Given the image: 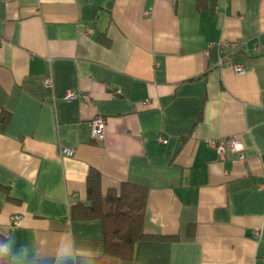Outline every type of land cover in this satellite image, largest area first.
I'll use <instances>...</instances> for the list:
<instances>
[{
    "label": "crops",
    "instance_id": "0c3cea01",
    "mask_svg": "<svg viewBox=\"0 0 264 264\" xmlns=\"http://www.w3.org/2000/svg\"><path fill=\"white\" fill-rule=\"evenodd\" d=\"M230 136L243 160L206 144ZM90 169L103 197L146 191L144 238L116 264H264V0H0L7 264L109 257L100 220L71 216Z\"/></svg>",
    "mask_w": 264,
    "mask_h": 264
},
{
    "label": "trees",
    "instance_id": "16d2710c",
    "mask_svg": "<svg viewBox=\"0 0 264 264\" xmlns=\"http://www.w3.org/2000/svg\"><path fill=\"white\" fill-rule=\"evenodd\" d=\"M100 175L90 169L86 187L89 204H76L71 216L80 219L98 218L103 232L104 253L109 257H77L85 264H116L118 260L132 257L134 244L143 239V212L146 191L138 186L123 183L117 193L108 191L101 196ZM4 238L0 235V244ZM8 256L0 249V264H7Z\"/></svg>",
    "mask_w": 264,
    "mask_h": 264
},
{
    "label": "built area",
    "instance_id": "2783aa9c",
    "mask_svg": "<svg viewBox=\"0 0 264 264\" xmlns=\"http://www.w3.org/2000/svg\"><path fill=\"white\" fill-rule=\"evenodd\" d=\"M166 1L172 2L174 0H166ZM85 31L87 33H90L91 29L86 28ZM217 45L220 47H223V48H227L228 46H230V44L225 42V41H220L219 43H217ZM221 62H222V60H220V63ZM232 68L238 74L243 72V68L239 64L232 65ZM44 83L47 86L52 85V77H51L50 73H47L44 76ZM76 97H80L84 101L89 102V96L87 94H78V93H76V91H73V90H68L65 93L63 98L68 100V99H73ZM104 126H105V121H104V118L102 116L98 115V116H95L91 119V121L89 122V127H90V136L93 140L99 141L103 138ZM157 141L160 143H165V138H163L162 136H158ZM206 144L213 148V150L215 151L216 155L219 158H222L228 152H230V153L235 152V153H238V159L239 160L244 159V154L242 153V144H241L240 140L234 136L218 138V139H207ZM58 152H59L60 156H66V155L70 156L74 153V149L70 148V147H66V146H60ZM263 186H264V183H263ZM21 222H22L21 215L13 214L10 216V224L12 226L18 227L21 225ZM259 236H260V233L258 230L252 231V237L254 239H258ZM263 259H264V255H263Z\"/></svg>",
    "mask_w": 264,
    "mask_h": 264
},
{
    "label": "water",
    "instance_id": "95a60500",
    "mask_svg": "<svg viewBox=\"0 0 264 264\" xmlns=\"http://www.w3.org/2000/svg\"><path fill=\"white\" fill-rule=\"evenodd\" d=\"M83 128H84V134H87V133L90 132V127L89 126L84 125Z\"/></svg>",
    "mask_w": 264,
    "mask_h": 264
}]
</instances>
